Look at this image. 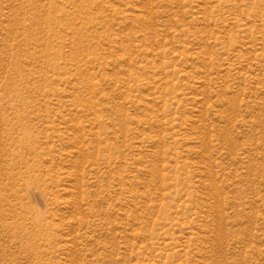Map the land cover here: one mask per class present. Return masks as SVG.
I'll use <instances>...</instances> for the list:
<instances>
[{"label": "rangeland", "instance_id": "obj_1", "mask_svg": "<svg viewBox=\"0 0 264 264\" xmlns=\"http://www.w3.org/2000/svg\"><path fill=\"white\" fill-rule=\"evenodd\" d=\"M0 264H264V0H0Z\"/></svg>", "mask_w": 264, "mask_h": 264}]
</instances>
